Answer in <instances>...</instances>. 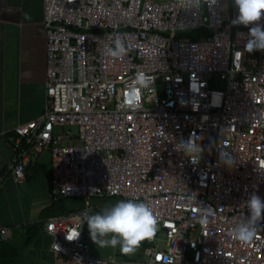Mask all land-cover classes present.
I'll return each instance as SVG.
<instances>
[{
  "label": "built area",
  "instance_id": "obj_1",
  "mask_svg": "<svg viewBox=\"0 0 264 264\" xmlns=\"http://www.w3.org/2000/svg\"><path fill=\"white\" fill-rule=\"evenodd\" d=\"M193 4L44 0L46 110L14 128L8 171L22 183L29 165L48 158L52 200L138 198L157 220L140 258H118L90 251L80 213L95 205L56 214L44 228L58 258L161 264L170 253L171 264H264V210L257 238L230 235L248 215V195L264 199V49L244 50L250 25L231 23L229 0ZM117 33L126 51L112 57L105 47ZM138 70L152 77L139 106H118ZM190 136L201 148L196 162L176 148ZM221 148L231 166L220 161ZM198 203L211 208L205 224L195 220Z\"/></svg>",
  "mask_w": 264,
  "mask_h": 264
},
{
  "label": "crops",
  "instance_id": "obj_2",
  "mask_svg": "<svg viewBox=\"0 0 264 264\" xmlns=\"http://www.w3.org/2000/svg\"><path fill=\"white\" fill-rule=\"evenodd\" d=\"M47 67L44 0H0V264H75L56 256L53 237L44 228L45 219L58 214H47L55 202L50 160L29 165L22 183L8 171L14 128L45 113ZM36 164L45 166L33 172ZM112 249L120 258H132Z\"/></svg>",
  "mask_w": 264,
  "mask_h": 264
},
{
  "label": "clouds",
  "instance_id": "obj_3",
  "mask_svg": "<svg viewBox=\"0 0 264 264\" xmlns=\"http://www.w3.org/2000/svg\"><path fill=\"white\" fill-rule=\"evenodd\" d=\"M236 15L232 18V24L249 26L244 50L264 49V24L257 21L264 15V0H231ZM201 0H194L193 6H199ZM256 22V23H252ZM126 51V46L120 35H114L111 45L105 47V53L112 57H120ZM123 100L118 106L136 108L139 106V90L147 87L152 82V77L144 71H136L132 77ZM195 87V85H193ZM177 150L183 152L191 161L196 162L201 152L200 145L195 138L189 137L181 140L176 145ZM220 161L226 166L233 164L234 157L227 148H221ZM181 197L188 203L196 201L194 192H181ZM248 215L241 218L232 226L230 235L233 239L242 243H248L257 238L258 221L262 219L264 199L252 192L245 201ZM198 215L196 222L205 224L211 212L209 206L198 203L196 209ZM81 224H86L91 240L99 247L119 248L124 254L136 251L142 240L151 239L157 231V220L151 207L138 198L118 199L110 206L96 211L84 210L80 213ZM79 236V231L66 235L69 240ZM170 253H164L161 264H171ZM159 258V257H158Z\"/></svg>",
  "mask_w": 264,
  "mask_h": 264
},
{
  "label": "rangeland",
  "instance_id": "obj_4",
  "mask_svg": "<svg viewBox=\"0 0 264 264\" xmlns=\"http://www.w3.org/2000/svg\"><path fill=\"white\" fill-rule=\"evenodd\" d=\"M229 5H230L232 10H235L231 0H229ZM118 199H122V198H120V197H103V198L102 197H94V198H89V199H63L62 203L65 205L66 211H68L70 209H75V210L76 209H80V207L84 208V207H87L89 205L90 206L91 205H96V207L99 206L101 209H103L105 207L110 206L114 201H116ZM89 238H90V236H89ZM89 245H90L91 253L102 250L103 253H107V254H104V256H109L110 254L113 255V256L116 255L114 250L111 247H99V246H96L95 243L91 240V238L89 239ZM142 250H143V246L140 245L136 249L135 252L130 253L131 255L129 257L140 258L143 255ZM107 251L110 252V253H108ZM116 256L118 257V255H116ZM118 258H120V257H118Z\"/></svg>",
  "mask_w": 264,
  "mask_h": 264
},
{
  "label": "trees",
  "instance_id": "obj_5",
  "mask_svg": "<svg viewBox=\"0 0 264 264\" xmlns=\"http://www.w3.org/2000/svg\"><path fill=\"white\" fill-rule=\"evenodd\" d=\"M44 166L45 165H40L39 166V165L36 164V165H34V169H33V166H31V167L33 169V172H37V171H39V169H42ZM27 169H26V174H27ZM28 177L31 178L32 176H29V174H28ZM63 199H66V198H61V199L53 202L52 205H51V207L49 208L47 214L53 215V214H56V213L59 214V213L67 212L66 209H65V205L62 203V200ZM80 208H82V207H80ZM70 210H75V209H70ZM70 210H68V211H70ZM85 235L87 236V233ZM140 245H142L143 247L144 246H147L148 245V242H146V240H142L141 243H140Z\"/></svg>",
  "mask_w": 264,
  "mask_h": 264
}]
</instances>
